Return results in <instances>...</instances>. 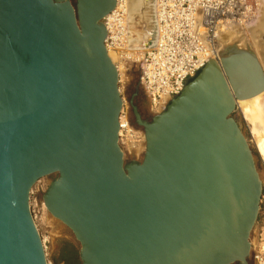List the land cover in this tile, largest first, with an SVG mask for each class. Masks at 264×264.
<instances>
[{
	"label": "water",
	"instance_id": "1",
	"mask_svg": "<svg viewBox=\"0 0 264 264\" xmlns=\"http://www.w3.org/2000/svg\"><path fill=\"white\" fill-rule=\"evenodd\" d=\"M115 5L0 0V264H49L30 203L47 177L81 264H249L263 183L233 113L264 92V28L151 120L131 99L146 146L127 162L103 21Z\"/></svg>",
	"mask_w": 264,
	"mask_h": 264
},
{
	"label": "built area",
	"instance_id": "2",
	"mask_svg": "<svg viewBox=\"0 0 264 264\" xmlns=\"http://www.w3.org/2000/svg\"><path fill=\"white\" fill-rule=\"evenodd\" d=\"M262 2L263 0H155V41L139 61L140 85L147 93L153 113L158 114L172 98L177 97L189 80L197 76L211 59L220 57L227 29L249 26L256 21ZM107 16L103 20L107 29L105 44L107 49L119 52L125 45L127 34L122 2L115 7L110 18ZM123 122L126 120L120 116L121 133L123 130L120 138L128 139L131 135ZM135 134L134 145L142 144L143 134L140 131ZM133 149L136 147L133 146ZM35 187L31 194L34 202ZM263 205L264 195L261 200V206ZM34 210L35 207L32 206V211ZM262 243L264 242L253 248L256 264H264Z\"/></svg>",
	"mask_w": 264,
	"mask_h": 264
},
{
	"label": "rangeland",
	"instance_id": "3",
	"mask_svg": "<svg viewBox=\"0 0 264 264\" xmlns=\"http://www.w3.org/2000/svg\"><path fill=\"white\" fill-rule=\"evenodd\" d=\"M264 2V0H263ZM262 2V3H263ZM263 5V4H262ZM262 6L260 7V11ZM259 11V12H260ZM257 21V19H256ZM252 23L251 25L255 24ZM244 26V27H235L229 28L231 31V36H225L222 41L229 43L235 37L248 34V40L251 41L249 37V27L251 26ZM232 29V30H231ZM233 31V32H232ZM240 32V33H239ZM233 34V35H232ZM228 38V39H227ZM226 39V40H225ZM254 44L252 43L251 46ZM139 52V51H136ZM116 56V54H115ZM118 57L117 60L122 59V57ZM122 69L120 74V89L124 99L125 106L123 107V111H127L128 117L130 118L133 126L131 125L130 121L127 119V123L130 126L128 133L131 135L128 139L123 138L121 143L125 150V158L127 162H139L143 159L144 150H145V134L144 131L137 127L135 124V118L133 114V109L131 107V99H134V103L138 106V104L144 105L146 107L145 112L142 116L147 119L151 120L152 117L156 114L153 113L154 111L151 108L149 103V99L147 93L140 85V71H141V62L136 61L134 59H125L122 61ZM192 80V79H191ZM190 80V81H191ZM257 106H262L256 113L253 112L252 114L247 115L245 117L242 113L241 108H236L235 112L233 113V117L236 118L238 121L243 134L247 138V141L250 144V147L253 151L255 162L257 164V169L263 183V190H264V152L258 148L256 144V140L254 138L258 135H264V93L256 100ZM138 103V104H137ZM263 103V104H262ZM161 111V110H160ZM259 113V114H258ZM259 119V120H258ZM126 123V122H125ZM140 131L143 134L144 142L140 145H134V140L136 138V134L134 131ZM134 132L135 135L131 133ZM134 145L136 149H133ZM51 178H43L41 179L36 187H35V196L33 204L36 206V214H37V221L39 224V232L45 241V251L47 254V259L49 264H81L80 256H79V249L80 244L75 240L71 231L60 221L54 218L49 212L44 211L40 202H43V192L46 190ZM33 199V197H32ZM41 199V200H40ZM40 204V206L37 204ZM251 254L249 256L250 264H255V258L253 257V248L257 246L260 242H264V205L261 206L259 211V216L257 222L253 228L251 234ZM264 244V243H262ZM264 246V245H263ZM238 264V263H236Z\"/></svg>",
	"mask_w": 264,
	"mask_h": 264
},
{
	"label": "bare ground",
	"instance_id": "4",
	"mask_svg": "<svg viewBox=\"0 0 264 264\" xmlns=\"http://www.w3.org/2000/svg\"><path fill=\"white\" fill-rule=\"evenodd\" d=\"M120 2H122V9L124 8V11H125V14H126V24H125V26H126V29H127V34H126V40L124 41L125 45L120 48L119 52H117V51L113 52L111 49H108V56L111 58L113 63L116 65V67L118 69V72H119V88H120V74H121V69L123 67L122 66V61L125 60V59L126 60L127 59H134L136 61H140L141 60V57L144 54L145 50L149 48L148 42H149V40H151V36H152L153 30H154V26H155L154 20H153L154 19L153 10H154V13H155V8H154L155 0H121V1L119 0V2H118V0H116L115 7L118 4H120ZM262 4H263V5H261L262 9H261V11L259 10L260 12H258V16L256 18L257 19L256 23L249 27V37L251 38V40L253 38L256 39L257 31L259 29L264 28V2ZM115 7H114V9H115ZM114 9L111 11V13L108 14L107 18H110L113 15ZM233 29H235V28H233ZM224 34H225V36H228V37L231 36L230 35L231 34L230 29H227ZM247 36H248V34H247ZM247 36L245 35V33L242 36H238L237 35V37H235L229 43H226L225 41H223V45L225 46V45H229V44L230 45L231 44H237V46L243 47V46L246 45L244 42L248 41L247 39H249ZM106 39H107V35H106ZM254 39H253V41H254ZM154 41H155V39H153L152 42L154 43ZM253 41H252V43L254 44L255 41L254 42ZM134 42H135V44H134ZM252 43L250 41V44H252ZM253 46L256 47L255 45H253ZM136 51H139V52H136ZM115 54H116V56H119V57L122 56V59L119 60L120 62H118V60H117L118 57H116ZM259 54H260V52H259ZM209 63H210L209 68H211V69L215 68V67L221 68L220 57L215 59V60L211 59L209 61ZM189 82H190V80H189ZM186 87H187V85L182 90V92L186 89ZM120 92H121V89H120ZM263 93L264 92H261V93L255 95V96H253L251 98L237 100L236 101L235 110H236V108H238V109L241 108L242 109V113H243V115L245 117H247V115H249V114H252L253 112L256 113L259 109L262 108V106H257L256 105V102H257L256 100ZM174 98H172L171 101ZM170 102H169V104H170ZM168 105L164 109H162L159 113L157 112L158 114H155L154 116L159 115L162 112H164L166 110V108L168 107ZM124 106H125V103H124V99H123V107ZM121 113H120V116H122L124 121L126 120V123L123 122L124 123V127H127L126 129L129 130L130 126L127 123V119L130 121L132 126H133V124H132L130 118L128 117L127 111H123V108H122ZM119 125H120V123H119ZM133 128H134V126H133ZM131 131H134V130L131 129ZM120 133H121V129H119V143H120L121 147L123 148L122 143H121L122 138H120ZM122 133H123V130H122ZM131 134L135 135L134 132H132ZM254 140H256L255 142L258 145V148L260 147L262 152H264V135L263 136L258 135V136H256L254 138ZM131 144L132 143H130V145ZM131 146H134V145H131ZM145 146H146V137H145ZM123 151L125 152L124 148H123ZM254 160H255V158H254ZM255 164H256V162H255ZM256 167H257V164H256ZM257 171H258V169H257ZM263 195H264V190L262 189L261 200L263 198ZM30 203H31V209H32V206H34L35 210H36V206L33 204L32 196H31ZM37 204L40 206V204L38 202H37ZM41 205H42L41 209L43 208L44 211L49 212L47 210L44 202H42ZM260 207H261V204H260ZM35 210H34V212L32 211V213H33L35 222L37 224V227H39V224H38V221H37L38 217H37V214H36ZM252 231H253V229H252ZM45 241H46V239H43V243L44 244H45ZM250 245H251V237H250ZM250 254H251V250H250ZM248 261H249V258H248ZM249 264H250V262H249Z\"/></svg>",
	"mask_w": 264,
	"mask_h": 264
},
{
	"label": "flooded vegetation",
	"instance_id": "5",
	"mask_svg": "<svg viewBox=\"0 0 264 264\" xmlns=\"http://www.w3.org/2000/svg\"><path fill=\"white\" fill-rule=\"evenodd\" d=\"M137 104H138V103H137ZM138 108H139L141 114H143V113L145 112V110H146V107H145L144 105H142V103H141V104H138ZM142 112H143V113H142Z\"/></svg>",
	"mask_w": 264,
	"mask_h": 264
}]
</instances>
